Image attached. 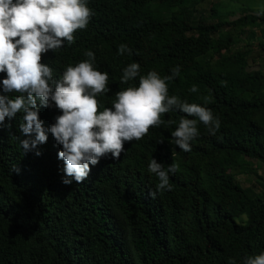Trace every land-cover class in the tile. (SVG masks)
<instances>
[{
    "label": "trees",
    "instance_id": "16d2710c",
    "mask_svg": "<svg viewBox=\"0 0 264 264\" xmlns=\"http://www.w3.org/2000/svg\"><path fill=\"white\" fill-rule=\"evenodd\" d=\"M204 1L85 0L92 12L87 27L74 33L73 43L42 54L59 80L92 51L111 89L98 94L99 111L112 107L118 91L139 86V76L121 83L129 64H140V76L156 71L161 78L179 67L180 75L167 81L169 97L211 109L221 126L213 134L198 122L199 135L183 152L171 133L184 114L173 109L143 139L125 142L119 159L109 154L90 165L83 183L65 185L62 146L52 134L37 149L41 156L24 153L22 113L6 119L0 127V264H243L264 252V195L237 180L247 160L264 164V6L229 21L213 7L209 17L198 15ZM121 44L131 54L120 55ZM5 78L0 73V95H9ZM193 86L198 91L191 92ZM39 115L50 128L62 113L53 104ZM169 119L177 123L169 126ZM153 158L177 165L169 173L171 190L155 198Z\"/></svg>",
    "mask_w": 264,
    "mask_h": 264
},
{
    "label": "clouds",
    "instance_id": "9594fccd",
    "mask_svg": "<svg viewBox=\"0 0 264 264\" xmlns=\"http://www.w3.org/2000/svg\"><path fill=\"white\" fill-rule=\"evenodd\" d=\"M91 15L85 0H0V73H6L2 85L3 92L9 94L0 95V127L6 119L22 113L19 131L26 138L20 140L21 147L24 153L36 150L37 156L42 155L37 149L47 143L50 132L62 146L58 159L64 162L65 185L73 180L83 183L90 175V165H98L109 154L119 159L125 142L143 139L150 128L163 123L162 114L173 109L184 114L171 133L176 148L183 152L191 151L190 142L199 135L198 122L213 134L221 126L211 109L181 101L175 95L169 97L167 81L180 75L179 67L161 78L156 71L140 76V64H129L121 83L128 84L139 76V86L118 91L112 107L103 111L98 110L97 96L111 91L109 74L96 70L92 51L85 52L87 60L68 65L62 78L54 80L52 68L41 62L42 54L63 48L65 42L73 43L74 33L87 27ZM118 52L131 54L132 50L121 44ZM190 91L198 89L193 86ZM15 93L18 95L10 96ZM53 104L62 115L45 128L40 108H52ZM176 123L167 121L169 126ZM148 167L159 180L157 191L150 193L152 198L157 192L170 191L169 173H175L177 165L165 167L153 158ZM243 264H264V252L246 257Z\"/></svg>",
    "mask_w": 264,
    "mask_h": 264
},
{
    "label": "rangeland",
    "instance_id": "374dc122",
    "mask_svg": "<svg viewBox=\"0 0 264 264\" xmlns=\"http://www.w3.org/2000/svg\"><path fill=\"white\" fill-rule=\"evenodd\" d=\"M263 6L264 0H205L204 3L197 7V14L209 17L210 9L213 7L219 14L229 15L227 20L232 21L240 17L243 11L249 10L256 12L263 9ZM165 18L168 19L169 15L166 14ZM209 20L210 22H215L214 19L212 20L210 18ZM254 32L257 37L260 36L259 29H255ZM252 42L255 45L257 44L256 39ZM242 45L243 43H240L239 46ZM240 171L241 173L238 175L237 180L241 185L251 189L256 194L264 195V164L255 160H247L246 165Z\"/></svg>",
    "mask_w": 264,
    "mask_h": 264
}]
</instances>
